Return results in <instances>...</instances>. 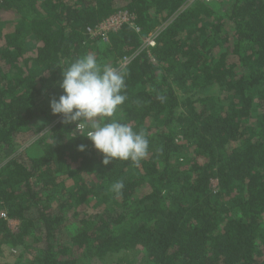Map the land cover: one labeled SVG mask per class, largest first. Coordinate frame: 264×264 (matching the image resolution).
I'll return each mask as SVG.
<instances>
[{"label": "trees", "instance_id": "1", "mask_svg": "<svg viewBox=\"0 0 264 264\" xmlns=\"http://www.w3.org/2000/svg\"><path fill=\"white\" fill-rule=\"evenodd\" d=\"M119 11L138 32L88 35ZM89 53L130 58L114 118L145 132L139 165H104L51 113L61 70ZM214 85L229 103L194 98ZM37 121L40 152L14 154ZM0 213L6 264H264V0H0Z\"/></svg>", "mask_w": 264, "mask_h": 264}, {"label": "clouds", "instance_id": "2", "mask_svg": "<svg viewBox=\"0 0 264 264\" xmlns=\"http://www.w3.org/2000/svg\"><path fill=\"white\" fill-rule=\"evenodd\" d=\"M126 76L123 67L101 66L96 56L89 53L61 70L58 86L63 94L49 100L51 113L62 115V123L79 121L76 130L79 133L86 130L83 136L103 155L104 165L112 160L139 165L148 155L149 140L145 132L134 131L129 124L114 118L119 106L127 100ZM157 99L163 102L166 97L158 95ZM84 148L78 146L79 151ZM123 189V181L111 185L116 195H121Z\"/></svg>", "mask_w": 264, "mask_h": 264}, {"label": "rangeland", "instance_id": "3", "mask_svg": "<svg viewBox=\"0 0 264 264\" xmlns=\"http://www.w3.org/2000/svg\"><path fill=\"white\" fill-rule=\"evenodd\" d=\"M7 30V29H6ZM196 96H194V98H211L213 103L216 104L217 106H222V101H225L226 103L230 102L229 99V95H227V92L225 91H220V87L218 86H213L211 88H207L204 91H200L197 92L195 94ZM179 96L182 97V99H184L185 97L182 96V94L180 93ZM38 109L41 108H45L44 104V97H40V99L38 100ZM63 119V116L60 118ZM77 123H79V121L73 122V123H68V124H72V125H76ZM47 129V126H45L44 124H42L41 122L37 121V123L31 127L28 131H26L23 134H19L16 138H15V145H14V154H18L21 152H24L26 150H28L29 154L31 155H36L40 152V148L38 146H34L36 140L42 136V133ZM33 146V147H32ZM216 182H213V188L216 187ZM97 207H90L87 209L86 212L90 213L93 212V210H96ZM18 226V222L17 221H10L9 222V227L11 230L15 231L17 229ZM73 227V226H72ZM70 228H67L64 232L63 238L65 239L66 236L69 234L68 231H70ZM15 253L10 252V250H6L3 249V251L0 252V264H6V263H13L17 260ZM138 256V255H137ZM139 257V256H138ZM136 261H138V263L140 262V257L138 259H136ZM107 260L105 261V259L103 260H97V261H93L90 262L88 264H107Z\"/></svg>", "mask_w": 264, "mask_h": 264}, {"label": "built area", "instance_id": "4", "mask_svg": "<svg viewBox=\"0 0 264 264\" xmlns=\"http://www.w3.org/2000/svg\"><path fill=\"white\" fill-rule=\"evenodd\" d=\"M206 2H210L212 0H205ZM135 16L128 11H119L113 16L109 17L105 21L101 22L95 27L87 29V33L91 38H100L102 42H108V34L110 32L118 31L122 26H129L133 28L136 32L139 29L135 26ZM155 46V34L150 35L143 39L142 50H147ZM130 61V58H123L120 61L119 67H125ZM0 217L6 219V215L4 213H0Z\"/></svg>", "mask_w": 264, "mask_h": 264}]
</instances>
